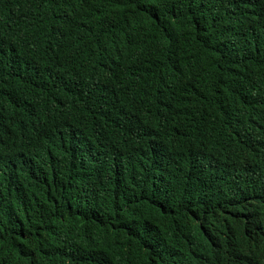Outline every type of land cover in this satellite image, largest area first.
Wrapping results in <instances>:
<instances>
[{
    "label": "trees",
    "instance_id": "16d2710c",
    "mask_svg": "<svg viewBox=\"0 0 264 264\" xmlns=\"http://www.w3.org/2000/svg\"><path fill=\"white\" fill-rule=\"evenodd\" d=\"M248 7V0H0V138L4 122L45 132L30 112L73 99L66 74L46 77L25 100L8 92L7 50L23 51V41L41 38L57 56L82 60L86 88L108 83L119 66L137 80L124 94L129 118L112 115L122 98L112 88L58 129L54 175L15 173L11 187L0 186V264H197L192 240L220 234L238 237L236 264H264V157L253 138L264 133V21H251ZM79 37L104 51L75 55ZM141 130L152 146L165 142L162 161L146 175L111 168L97 138L126 140ZM250 196L255 217L241 225L230 210Z\"/></svg>",
    "mask_w": 264,
    "mask_h": 264
},
{
    "label": "clouds",
    "instance_id": "9594fccd",
    "mask_svg": "<svg viewBox=\"0 0 264 264\" xmlns=\"http://www.w3.org/2000/svg\"><path fill=\"white\" fill-rule=\"evenodd\" d=\"M248 4L251 21L256 23L264 21V0H248ZM23 42H25L22 43L23 51L13 46L7 50L11 53L9 70L4 78L8 92L17 99L25 100L46 77L66 74V86L73 99L64 104L40 107L30 112L28 116L33 121L37 120L46 126L45 132H31L20 125L21 121L4 122L2 125L4 139L0 138V149L4 147L0 151V186L4 189L11 187L10 177L15 173L30 175L44 170L54 175L58 171L56 165L58 156L52 148V139L58 129L65 125L69 114L103 100L112 88L122 93V98L111 106L112 115L118 121L129 118L132 105L124 94L134 92L137 81L119 66L115 68L114 78L108 83L86 88L78 68L82 60L75 61V56L65 59L57 56L48 42L41 38ZM102 51L104 48L92 37H79L74 42L75 55L96 56ZM15 137H21L24 141L11 142ZM253 138L256 149L264 157V133L257 132ZM6 139L8 144L3 142ZM95 142L98 147L105 148L111 168L138 170L145 175L152 165L162 161L166 151L164 141L161 140L153 146L148 142L146 130L138 131L126 140L106 133L100 135ZM50 184L51 182L44 184L40 191L47 190ZM155 198L158 200L156 195ZM239 204L240 208L234 205L230 214L238 211L235 219L239 220L241 225H249L255 217L256 202L250 196ZM215 247L223 250L218 252ZM190 248L196 255L197 264H236L240 247L238 237L220 234L213 240L204 239L202 235L195 237Z\"/></svg>",
    "mask_w": 264,
    "mask_h": 264
}]
</instances>
